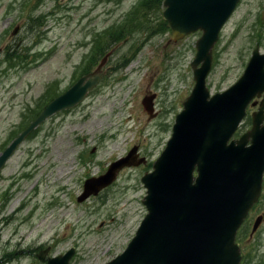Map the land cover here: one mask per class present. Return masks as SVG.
I'll return each instance as SVG.
<instances>
[{
	"label": "rangeland",
	"instance_id": "1",
	"mask_svg": "<svg viewBox=\"0 0 264 264\" xmlns=\"http://www.w3.org/2000/svg\"><path fill=\"white\" fill-rule=\"evenodd\" d=\"M164 2L0 0V154L35 107L44 108L51 84L67 89L95 37L106 33L102 46L110 52L103 85L70 114L40 125L0 173V264H45L38 256L47 248L48 257L75 248L70 264H106L135 236L147 215L142 177L153 171L195 86L192 62L203 34L171 41ZM29 17H41L35 28ZM257 45L264 54V0H242L213 49L212 95L243 76ZM10 51L24 64L11 66ZM255 100L239 135L252 129L262 98ZM136 148L146 163L134 154L114 185L78 203L88 178L106 174ZM263 212L264 197L257 207ZM255 216L238 234L242 264H264V217L252 233Z\"/></svg>",
	"mask_w": 264,
	"mask_h": 264
},
{
	"label": "water",
	"instance_id": "2",
	"mask_svg": "<svg viewBox=\"0 0 264 264\" xmlns=\"http://www.w3.org/2000/svg\"><path fill=\"white\" fill-rule=\"evenodd\" d=\"M239 2L165 0L163 18L174 41L203 32L192 62L196 85L177 118L168 148L154 164V171L142 178L148 189L143 203L149 213L128 248L106 264H240L237 232L258 202L264 180V98L253 114V128L231 145L229 140L250 103L264 94V54L260 46L254 50L242 78L230 90L210 100L206 87L213 48ZM107 60L108 56L98 71ZM98 80L92 75L84 77L49 104L0 154V173L35 129L82 103ZM153 99L154 96L149 101ZM137 150L112 163L106 174L89 178L78 202L98 196L113 185L119 173L131 166L134 154L138 158ZM140 161L146 163L144 158ZM258 223L259 220L255 230ZM49 251L47 248L38 256L46 264H70L76 253L72 248L50 258Z\"/></svg>",
	"mask_w": 264,
	"mask_h": 264
},
{
	"label": "flooded vegetation",
	"instance_id": "3",
	"mask_svg": "<svg viewBox=\"0 0 264 264\" xmlns=\"http://www.w3.org/2000/svg\"><path fill=\"white\" fill-rule=\"evenodd\" d=\"M58 46H55V47H53V51H54V57H55V54H56V52H57V48ZM91 55V57L90 56H88V57H86L85 58V60H84V62H83V64H82V67H83V69L82 68H79L80 69V73L77 75V81L80 79V78H82L83 76H88V75H90V74H96V75H94V78H96V77H99V85H98V88L99 87H101L102 85H103V82H104V79H105V76H106V74H107V72H108V70L106 69V70H104V68L102 69V71H96L97 69H98V67H99V64H101V62H100V56H101V53H98V55L96 54V53H91L90 54ZM97 55V56H96ZM2 59V51H0V60ZM96 62V64L94 65V66H92V68L89 70V66L91 65V64H93V63H95ZM86 64V65H85ZM77 69V68H76ZM82 69V70H81ZM76 83V82H75ZM74 83V84H75ZM74 84H69L68 83V87H67V89L66 90H68L69 88H71V87H73L74 86ZM51 90H52V99H51V102H53V101H55L56 99H57V97L61 94V93H63L64 91L63 90H61L60 88H57V87H52V84H51ZM65 90V91H66ZM61 91H63V92H61ZM35 110L39 113L40 112V106L38 105V106H36L35 107ZM75 109H73L72 111H67V112H62V114H70L71 112H73ZM36 111H32L31 113H30V116H29V118L26 120V121H24V122H22V123H20L19 124V126H18V128L16 129V130H19L20 129V133H22L29 125H30V123L32 122V118H33V116L34 115H36ZM61 113H60V115H62ZM58 115V114H57ZM56 115V116H57ZM34 121V120H33ZM36 131V130H35ZM34 131V132H35ZM33 132V133H34ZM14 140V139H13ZM12 142H8V144L10 145ZM8 147V146H7ZM6 147V148H7ZM5 148V149H6ZM4 149V150H5ZM101 175V174H100ZM99 175V176H100ZM110 188V187H109ZM105 191V190H104ZM103 191V192H104ZM102 192V193H103ZM254 215H256L255 216V220L256 219H258V218H260V217H264V212L263 213H257V205L254 207V209H252V211L250 212V214H249V217H248V222H251L252 221V218H253V216ZM246 221V222H247Z\"/></svg>",
	"mask_w": 264,
	"mask_h": 264
},
{
	"label": "trees",
	"instance_id": "4",
	"mask_svg": "<svg viewBox=\"0 0 264 264\" xmlns=\"http://www.w3.org/2000/svg\"><path fill=\"white\" fill-rule=\"evenodd\" d=\"M151 1H153V0H148L147 2H146V0H141V4L143 5V6H148L149 5V3L151 2ZM38 3H40V0H36V4H38ZM23 9L22 10H24V7H22ZM26 10V9H25ZM36 18V19H35ZM127 19H128V17H127ZM40 20H41V17H34V18H32V17H29V26H32V28H35L34 27V25H36V24H38L39 22H40ZM120 33V32H119ZM114 36V32H112L111 33V37H113ZM114 37H119V40H121L122 38H120L121 36H117V35H115ZM113 37V38H114ZM107 37H106V33H102V34H100L99 36H97V41L100 43V44H103V45H106V42H105V39H106ZM121 44V42L120 43H118L117 44V46L118 45H120ZM104 46H102V48H101V51H102V56L104 55H106L105 53H104ZM17 51H10L9 52V54H8V56H7V58H6V60L7 61H10L12 64H10L11 66L13 65V64H15L18 60H19V62H22L20 65H22V64H24V60L23 61H20V60H22L21 58V56L20 55H17ZM13 61H15L14 63H13ZM51 95L52 94H50V96L49 97H51ZM38 112L36 113V115L35 116H33V118H32V120H34L37 116H38Z\"/></svg>",
	"mask_w": 264,
	"mask_h": 264
}]
</instances>
